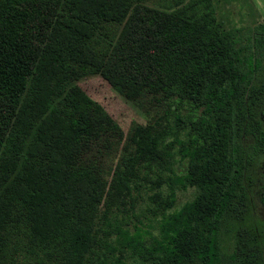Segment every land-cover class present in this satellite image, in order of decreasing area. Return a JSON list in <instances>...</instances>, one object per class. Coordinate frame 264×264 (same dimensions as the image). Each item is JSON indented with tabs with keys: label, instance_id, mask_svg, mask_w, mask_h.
<instances>
[{
	"label": "trees",
	"instance_id": "16d2710c",
	"mask_svg": "<svg viewBox=\"0 0 264 264\" xmlns=\"http://www.w3.org/2000/svg\"><path fill=\"white\" fill-rule=\"evenodd\" d=\"M92 73L151 90L156 107L111 174L52 108ZM263 108V24L141 0H0V264H264V225L247 222ZM143 194L154 226L133 211Z\"/></svg>",
	"mask_w": 264,
	"mask_h": 264
},
{
	"label": "rangeland",
	"instance_id": "374dc122",
	"mask_svg": "<svg viewBox=\"0 0 264 264\" xmlns=\"http://www.w3.org/2000/svg\"><path fill=\"white\" fill-rule=\"evenodd\" d=\"M141 2L211 26L246 29L257 24L264 25V0H141ZM151 94V90L92 73L68 84L55 98V105L52 108L84 128L99 151L103 170L111 174L121 167L135 127L147 122L154 114L153 110L156 107L150 104ZM179 110L182 114L187 112L197 114L196 111H191L189 103H183ZM262 117L264 119V108ZM175 160L174 166L178 167L176 157ZM250 174L254 185L250 191L251 211L247 222L264 225V202L259 190L264 183V158L256 162ZM190 195V190L177 192L175 206L178 207ZM141 197L136 200L133 211L144 225L154 226L149 212L153 205L144 194ZM124 210L125 213L119 216L128 220V206H124ZM150 230L152 234L155 233L154 228ZM228 238L226 242L229 244L232 237L229 240ZM21 258L24 257L19 252L13 256L10 264H21Z\"/></svg>",
	"mask_w": 264,
	"mask_h": 264
}]
</instances>
